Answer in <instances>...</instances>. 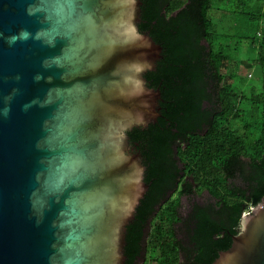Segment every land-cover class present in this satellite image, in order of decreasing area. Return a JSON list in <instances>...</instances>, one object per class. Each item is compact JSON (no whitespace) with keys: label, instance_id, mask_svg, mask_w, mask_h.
<instances>
[{"label":"water","instance_id":"1","mask_svg":"<svg viewBox=\"0 0 264 264\" xmlns=\"http://www.w3.org/2000/svg\"><path fill=\"white\" fill-rule=\"evenodd\" d=\"M141 4L0 0V264H125L148 190L128 132L161 100ZM212 264H264V198Z\"/></svg>","mask_w":264,"mask_h":264},{"label":"trees","instance_id":"2","mask_svg":"<svg viewBox=\"0 0 264 264\" xmlns=\"http://www.w3.org/2000/svg\"><path fill=\"white\" fill-rule=\"evenodd\" d=\"M215 1L141 0L139 29L162 47L156 68L145 74L161 100L155 123L128 132L148 190L127 226L125 264H135L155 214L159 255L149 264H212L230 248L243 213L264 198V91L247 96V78L236 72L248 42L258 45L264 76V0L237 1L233 14L253 25L241 33L220 31ZM194 183L219 199L194 204L183 220L185 237L177 239L173 198L192 193Z\"/></svg>","mask_w":264,"mask_h":264},{"label":"rangeland","instance_id":"3","mask_svg":"<svg viewBox=\"0 0 264 264\" xmlns=\"http://www.w3.org/2000/svg\"><path fill=\"white\" fill-rule=\"evenodd\" d=\"M238 0H216L215 5L218 8L215 16L217 19L218 28L220 31L229 30L230 28L236 29L239 28V32L246 30L249 26L246 21L242 20V17L238 14L234 15L233 10H237ZM242 20V21H241ZM258 48L257 44L245 42L242 44V48L239 55L240 62L242 64L238 67L237 73L244 75L247 78L246 88L244 93L247 96L251 94H259L264 91V76L262 69L258 65V61L255 56V51ZM238 55V54H237ZM237 57V56H236ZM252 120V119H251ZM190 180L189 175L185 177ZM239 182V177L229 180L231 185L237 184ZM192 193H184L179 195L176 193L174 200L179 198V206L176 211L175 220L172 225L177 239L183 240L186 233V226L183 223L184 218L188 215L191 207L194 204L199 205H215L219 198L214 196L209 190L202 189L197 185H193ZM247 212V211H246ZM244 214V213H243ZM150 219L147 224L144 240L142 243V251L137 257L139 264H149L154 258H157L159 255L157 247V233H156V217ZM179 219V221H176Z\"/></svg>","mask_w":264,"mask_h":264},{"label":"flooded vegetation","instance_id":"4","mask_svg":"<svg viewBox=\"0 0 264 264\" xmlns=\"http://www.w3.org/2000/svg\"><path fill=\"white\" fill-rule=\"evenodd\" d=\"M148 82V81H147ZM149 84V83H148ZM156 89H159V88H156Z\"/></svg>","mask_w":264,"mask_h":264},{"label":"clouds","instance_id":"5","mask_svg":"<svg viewBox=\"0 0 264 264\" xmlns=\"http://www.w3.org/2000/svg\"><path fill=\"white\" fill-rule=\"evenodd\" d=\"M245 213V212H244Z\"/></svg>","mask_w":264,"mask_h":264}]
</instances>
